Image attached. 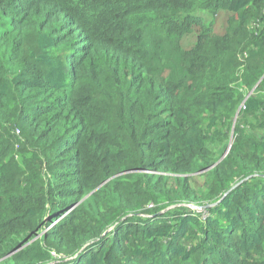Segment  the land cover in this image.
<instances>
[{"label":"trees","instance_id":"obj_1","mask_svg":"<svg viewBox=\"0 0 264 264\" xmlns=\"http://www.w3.org/2000/svg\"><path fill=\"white\" fill-rule=\"evenodd\" d=\"M0 264H264V0H0Z\"/></svg>","mask_w":264,"mask_h":264},{"label":"water","instance_id":"obj_2","mask_svg":"<svg viewBox=\"0 0 264 264\" xmlns=\"http://www.w3.org/2000/svg\"><path fill=\"white\" fill-rule=\"evenodd\" d=\"M236 117H237V115H236ZM231 143H232V139H231V141H230V143H229V145H228L226 151L224 152L222 158H224V157L226 156V154L228 153V151H229V149H230V146H231Z\"/></svg>","mask_w":264,"mask_h":264}]
</instances>
